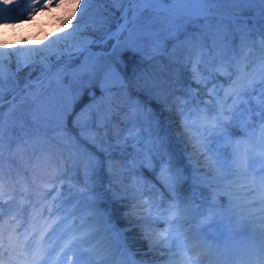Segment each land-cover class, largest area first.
<instances>
[{
  "label": "snow or ice",
  "instance_id": "1",
  "mask_svg": "<svg viewBox=\"0 0 264 264\" xmlns=\"http://www.w3.org/2000/svg\"><path fill=\"white\" fill-rule=\"evenodd\" d=\"M38 13L52 16L54 33L0 45V181L5 92L25 69L9 117L20 105L46 107L66 143L44 153L49 170L0 201V219L9 216L0 264H264V0H0L5 27ZM165 60L166 78L140 71ZM7 123L11 151L16 121ZM249 226L251 244L225 239ZM134 228L151 259L136 258Z\"/></svg>",
  "mask_w": 264,
  "mask_h": 264
},
{
  "label": "rangeland",
  "instance_id": "2",
  "mask_svg": "<svg viewBox=\"0 0 264 264\" xmlns=\"http://www.w3.org/2000/svg\"><path fill=\"white\" fill-rule=\"evenodd\" d=\"M118 15V14H117ZM58 28V25L53 20L50 14L38 13L37 19L31 24H18L16 27H5L3 22H0V45L8 44L12 48H24L34 44L36 41L43 40L45 35L52 32L54 33ZM27 42V44H25ZM2 50V49H0ZM13 58V69L15 67ZM27 69L24 72L20 73V88L14 90L13 92H5V99L3 104L4 115H5V148L3 152V192L5 195L0 197V201H7L8 193L7 188L15 187L17 193L22 192L24 181L28 178L31 179L32 174L38 168L48 165L46 163L44 153L48 151L53 145H63L66 143L58 138L57 132L52 130V126L48 123L45 118L46 107H41L36 109L35 113L31 109L35 108V105L24 104L20 105L18 109L13 113L11 117L8 115L9 103L13 95L19 96L22 95V89L24 88L26 79H27ZM184 75L186 81L191 77L190 69L184 70ZM39 71L32 73L31 81L33 82V88H35V81ZM159 78H166L165 75H162L159 72ZM50 94V89L44 92V97H47ZM98 95V94H97ZM86 97V96H84ZM253 104L255 100L253 99ZM75 110H78L83 107L84 104L77 106ZM74 113L70 115L73 117ZM35 117V118H34ZM15 120L16 124L12 130V148L11 151L8 149V121ZM23 121L24 128L23 133H21L20 123ZM18 122V123H17ZM42 129V133L38 131V128ZM49 137V138H48ZM184 148V143L182 142V150ZM11 165V168L9 167ZM34 188L35 185L33 184ZM46 188L47 185L42 186ZM39 198V192L32 197L33 200ZM17 203L19 202L20 196L16 197ZM9 216L5 213L4 217L0 219V223H3L5 220H8ZM250 234L245 231H241L240 234L232 235L229 234L225 239L228 240L230 245L234 246L233 239L239 241L241 245L242 239L244 237H249ZM197 258L196 254L192 255V259ZM15 264V262H14ZM204 264H208L207 260L204 261Z\"/></svg>",
  "mask_w": 264,
  "mask_h": 264
},
{
  "label": "trees",
  "instance_id": "3",
  "mask_svg": "<svg viewBox=\"0 0 264 264\" xmlns=\"http://www.w3.org/2000/svg\"><path fill=\"white\" fill-rule=\"evenodd\" d=\"M163 64H164V68H159V67H156L155 66V63H153V65H148V64H144V65H141L140 66V71H144V70H148V71H155L157 74H158V77H159V72H161L162 73V75H165V77L167 76V73H168V69H167V61L165 60V61H163ZM139 74V73H138ZM182 79H184L185 81H186V79H185V75H184V72H182ZM97 94H98V96H99V91L97 90ZM141 95L142 96H144V95H146V94H144V93H141ZM86 97H83V99L82 100H80V101H78V105L77 106H80V105H82V104H84V103H87V102H89V100H88V97H87V95H85ZM152 103L154 104L155 103V101H152ZM81 109V108H80ZM80 109H78V110H75V112H73L74 113V115H73V117L71 116H69V118H68V127L69 128H72L73 127V121L75 120V115H76V113H78L79 111H80ZM167 115V114H166ZM168 124L171 126V133H172V136H173V138L174 139H176V132H177V127H178V121L177 120H174V119H172V118H169L168 119ZM18 123V122H17ZM38 131L40 132V133H42V129L39 127L38 128ZM112 131H114V129H110V133L112 132ZM237 135H239V132H237ZM49 138V137H48ZM177 142L179 143V146H180V148H181V150H182V140H177ZM58 146H63V145H58ZM93 151H95L96 149L95 148H93L92 149ZM65 155H67V152H65L64 153ZM50 169V166L49 165H45V166H42L40 169L38 168L37 170H35V171H37V172H41V173H43L44 171H46V170H49ZM147 174V173H146ZM32 178H33V174H32V176H31ZM32 178L31 179H27V181L29 182V183H32ZM108 176H107V173L105 174V185L107 186V183H108ZM33 188H34V186H33ZM8 190H7V192L6 193H10V192H12V190H13V188H11V187H9V188H7ZM23 191V190H22ZM18 196V195H17ZM109 196H111V193H109ZM127 202H125V204H126ZM125 204H121V203H116V205H115V207L116 208H118L119 210H120V212H123V211H125L126 210V208H125ZM120 219H121V224L123 225L124 223H125V221H124V219H123V217H120ZM162 227H163V225H160L159 226V228L160 229H162ZM159 230V229H158ZM128 238H129V242L131 243V246H132V249L133 250H138V255H137V259H143V258H147V259H151L152 258V256L154 255L153 253H148V255H147V257H144L142 254L144 253V252H146L147 251V247H148V245H147V242L142 238V235H141V230L139 229V228H134L131 232H129L128 234ZM155 255H159V253H156Z\"/></svg>",
  "mask_w": 264,
  "mask_h": 264
},
{
  "label": "bare ground",
  "instance_id": "4",
  "mask_svg": "<svg viewBox=\"0 0 264 264\" xmlns=\"http://www.w3.org/2000/svg\"><path fill=\"white\" fill-rule=\"evenodd\" d=\"M252 227H253V226H249L248 230L245 231L246 233H249L250 236H249V237H244V238L242 239L243 246H244V245L251 244V243L253 242V235H254V234H253V231H252Z\"/></svg>",
  "mask_w": 264,
  "mask_h": 264
},
{
  "label": "water",
  "instance_id": "5",
  "mask_svg": "<svg viewBox=\"0 0 264 264\" xmlns=\"http://www.w3.org/2000/svg\"><path fill=\"white\" fill-rule=\"evenodd\" d=\"M7 99H5L4 101H6Z\"/></svg>",
  "mask_w": 264,
  "mask_h": 264
}]
</instances>
